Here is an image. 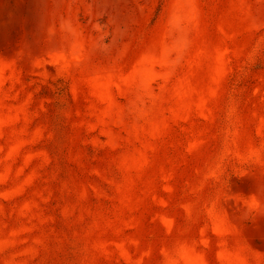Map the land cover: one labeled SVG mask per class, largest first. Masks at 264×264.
<instances>
[{
    "label": "rangeland",
    "instance_id": "obj_1",
    "mask_svg": "<svg viewBox=\"0 0 264 264\" xmlns=\"http://www.w3.org/2000/svg\"><path fill=\"white\" fill-rule=\"evenodd\" d=\"M0 264H264V0H0Z\"/></svg>",
    "mask_w": 264,
    "mask_h": 264
}]
</instances>
